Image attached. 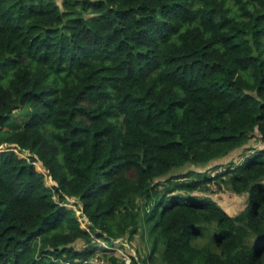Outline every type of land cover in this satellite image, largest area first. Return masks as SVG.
I'll use <instances>...</instances> for the list:
<instances>
[{
  "label": "trees",
  "instance_id": "trees-1",
  "mask_svg": "<svg viewBox=\"0 0 264 264\" xmlns=\"http://www.w3.org/2000/svg\"><path fill=\"white\" fill-rule=\"evenodd\" d=\"M256 135L264 0H0V264H264V147L174 173Z\"/></svg>",
  "mask_w": 264,
  "mask_h": 264
},
{
  "label": "rangeland",
  "instance_id": "rangeland-1",
  "mask_svg": "<svg viewBox=\"0 0 264 264\" xmlns=\"http://www.w3.org/2000/svg\"><path fill=\"white\" fill-rule=\"evenodd\" d=\"M62 0H59L61 2ZM21 110H17L16 113H20ZM264 147V140L260 139L258 135L255 137L253 136L248 144L245 146L236 149L232 151L229 155L226 157H223L221 159L215 160L212 163H210L208 166H199L195 165L193 163H188L184 165L183 167L179 168L176 170L174 173H179V172H185L190 169H196L200 171H205L207 173H212L214 174L216 171H213L214 165H219V164H227L230 160H235L237 162H240L243 160V158L246 157V155H249L254 149H260ZM17 151H19L20 148L16 147ZM5 148L3 146H0V152L3 151ZM20 156L22 157H29L30 153L28 151L21 150L19 151ZM36 167L39 171L44 172L46 174V181L47 184L50 186H55L56 181L51 178V176L48 173V170L45 168V166L42 164L41 161H35ZM221 168L220 170H222ZM205 193H209L208 195L214 198L219 204H221L225 209H227L229 212L235 214L239 210H242L246 205H247V194H237L236 192H233L231 188L227 185H225L222 189H219L217 187L216 183H213L210 187V190H207ZM67 205L71 208H76L78 215L80 218L83 220V226L88 225V220L85 218L83 219L81 213L82 211L80 208H78L75 204V200L73 198L69 199V202ZM211 228L215 227L214 224L210 226ZM105 241H102V244H104ZM122 244L120 241L118 242ZM125 245H121V247H118L117 244L115 243V246L111 248V251H108L109 254H117L119 256L124 257V255L127 257V255H136L138 254V250L142 253L143 257H146L149 254L150 251V245L147 244V240L143 239V236L139 233L137 236L131 240V241H124ZM131 251V252H130ZM99 255L95 256L92 260L93 264H110V260L108 258H105L103 256H100L103 252L100 250L98 251ZM101 253V254H100ZM107 253V252H106Z\"/></svg>",
  "mask_w": 264,
  "mask_h": 264
},
{
  "label": "built area",
  "instance_id": "built-area-1",
  "mask_svg": "<svg viewBox=\"0 0 264 264\" xmlns=\"http://www.w3.org/2000/svg\"><path fill=\"white\" fill-rule=\"evenodd\" d=\"M16 147H18V146L13 145V147H11V148H13V149L16 150V149H17ZM3 148L7 149L6 147H3ZM18 148H19V147H18ZM16 151H17V150H16ZM119 241H120L122 244L118 243ZM116 244H117L118 247H121V245L124 244V241H122V239H118V240L116 241ZM124 245H125V244H124ZM124 257H125L127 263L129 264L130 261H131V255L128 254L127 257L124 255Z\"/></svg>",
  "mask_w": 264,
  "mask_h": 264
},
{
  "label": "water",
  "instance_id": "water-1",
  "mask_svg": "<svg viewBox=\"0 0 264 264\" xmlns=\"http://www.w3.org/2000/svg\"><path fill=\"white\" fill-rule=\"evenodd\" d=\"M47 169V168H46ZM48 170V169H47Z\"/></svg>",
  "mask_w": 264,
  "mask_h": 264
},
{
  "label": "bare ground",
  "instance_id": "bare-ground-1",
  "mask_svg": "<svg viewBox=\"0 0 264 264\" xmlns=\"http://www.w3.org/2000/svg\"><path fill=\"white\" fill-rule=\"evenodd\" d=\"M131 252V251H130Z\"/></svg>",
  "mask_w": 264,
  "mask_h": 264
}]
</instances>
